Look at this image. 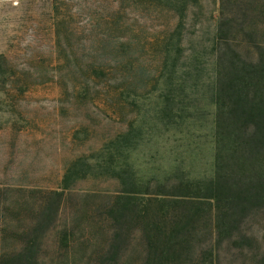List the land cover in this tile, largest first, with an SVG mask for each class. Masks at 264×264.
<instances>
[{"label": "rangeland", "instance_id": "1", "mask_svg": "<svg viewBox=\"0 0 264 264\" xmlns=\"http://www.w3.org/2000/svg\"><path fill=\"white\" fill-rule=\"evenodd\" d=\"M204 1L199 29L208 43L216 7ZM50 19V0H0V54L9 58L0 76V264L32 244L40 264H143L147 250L139 229L123 233L118 258L111 251L114 222L104 206L133 181L155 189L212 176L214 107L201 87L210 67L190 80L199 84L196 90L164 81L148 87L139 73L116 74L112 92L103 84L77 90L82 77L52 68ZM131 125L134 135L122 136ZM78 159L83 162L66 183L60 214L47 216L43 193L64 191V176ZM205 224L189 264H253L264 249V210L243 227L259 242L251 253L225 242L210 260Z\"/></svg>", "mask_w": 264, "mask_h": 264}, {"label": "trees", "instance_id": "2", "mask_svg": "<svg viewBox=\"0 0 264 264\" xmlns=\"http://www.w3.org/2000/svg\"><path fill=\"white\" fill-rule=\"evenodd\" d=\"M50 3L56 60L50 68L82 77L74 84L77 90L103 84L107 93L112 92L110 83L116 74L130 78L133 73L146 75L148 87L164 81L182 91L188 86L196 90L199 84L189 85L190 80L210 67L201 87L207 89L214 107L212 176L155 189L133 181L111 197L104 214L114 222L111 251L115 256L122 251L118 241L123 233L139 229L147 250L143 264H189L202 223L209 226L210 260L216 245L221 248L225 242L254 251L259 242L243 227L264 210V0H214L213 35L208 43L199 29L204 24L199 16L205 11L204 0ZM244 47L251 57L244 54ZM8 59L0 54V76ZM135 131L131 125L121 135L128 137ZM81 162L76 160L66 172L64 191L43 193L47 216L60 214L64 192L69 190L66 183L78 176ZM63 240L69 242L67 235ZM34 249L32 244L17 255L3 257V264L22 260L40 264ZM261 249L253 264H264Z\"/></svg>", "mask_w": 264, "mask_h": 264}]
</instances>
